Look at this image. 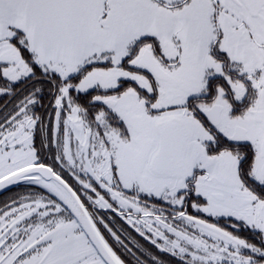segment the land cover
<instances>
[{
  "label": "snow or ice",
  "instance_id": "snow-or-ice-1",
  "mask_svg": "<svg viewBox=\"0 0 264 264\" xmlns=\"http://www.w3.org/2000/svg\"><path fill=\"white\" fill-rule=\"evenodd\" d=\"M0 100V264H264V0H0Z\"/></svg>",
  "mask_w": 264,
  "mask_h": 264
},
{
  "label": "flooded vegetation",
  "instance_id": "flooded-vegetation-1",
  "mask_svg": "<svg viewBox=\"0 0 264 264\" xmlns=\"http://www.w3.org/2000/svg\"><path fill=\"white\" fill-rule=\"evenodd\" d=\"M6 99V98H5ZM4 101L3 100H0V104H2ZM45 104H47V98L45 99ZM47 162H49V163H51V160H48ZM27 191V189L24 187V186H19V187H15L14 189H12L11 190V192L10 193H8V194H6V195H4V196H0V207H3V205L6 203V202H9L12 198H17L19 195H22V194H24L25 192ZM119 223H122V222H119L118 221V224ZM125 227H127L126 225H125ZM129 231H131L130 229H129ZM106 234V233H105ZM107 235V234H106ZM133 235H135V233H133ZM240 235L242 236V237H244V238H248V239H252V237H251V235L249 234V233H246V234H241L240 233ZM138 239H139V237H137ZM111 242V241H110ZM143 243H145V245L146 246H149V245H147V242H143ZM114 247H115V245H113ZM150 247V246H149ZM118 251H119V249H117ZM153 251H155V249H153ZM164 259L165 260H168L169 259V257H167V256H164Z\"/></svg>",
  "mask_w": 264,
  "mask_h": 264
},
{
  "label": "water",
  "instance_id": "water-1",
  "mask_svg": "<svg viewBox=\"0 0 264 264\" xmlns=\"http://www.w3.org/2000/svg\"><path fill=\"white\" fill-rule=\"evenodd\" d=\"M13 188H15V187H13ZM12 188V189H13ZM6 192H8V191H2V192H0V195H3L4 193H6Z\"/></svg>",
  "mask_w": 264,
  "mask_h": 264
},
{
  "label": "trees",
  "instance_id": "trees-1",
  "mask_svg": "<svg viewBox=\"0 0 264 264\" xmlns=\"http://www.w3.org/2000/svg\"><path fill=\"white\" fill-rule=\"evenodd\" d=\"M10 192H11V191H10ZM10 192L5 193L4 195H6V194H8V193H10ZM4 195H2V196H4ZM2 196H1V197H2ZM243 233L246 234L247 232H242L241 234H243Z\"/></svg>",
  "mask_w": 264,
  "mask_h": 264
}]
</instances>
